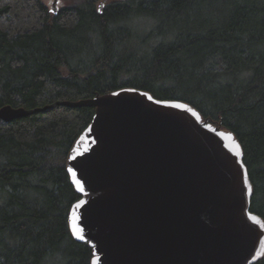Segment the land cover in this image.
<instances>
[{
    "label": "trees",
    "instance_id": "1",
    "mask_svg": "<svg viewBox=\"0 0 264 264\" xmlns=\"http://www.w3.org/2000/svg\"><path fill=\"white\" fill-rule=\"evenodd\" d=\"M0 0V264H91L68 216L67 157L121 89L183 101L231 131L264 219V0ZM256 264H264V258Z\"/></svg>",
    "mask_w": 264,
    "mask_h": 264
},
{
    "label": "water",
    "instance_id": "2",
    "mask_svg": "<svg viewBox=\"0 0 264 264\" xmlns=\"http://www.w3.org/2000/svg\"><path fill=\"white\" fill-rule=\"evenodd\" d=\"M58 0L54 2L53 14ZM68 107L95 109L67 157L81 199L68 223L91 264H256L264 219L235 134L183 101L121 89ZM41 110L5 106V123Z\"/></svg>",
    "mask_w": 264,
    "mask_h": 264
},
{
    "label": "rangeland",
    "instance_id": "3",
    "mask_svg": "<svg viewBox=\"0 0 264 264\" xmlns=\"http://www.w3.org/2000/svg\"><path fill=\"white\" fill-rule=\"evenodd\" d=\"M43 2L49 7L50 10L54 9V2L55 0H43ZM67 2L64 0H58V3L55 6L56 10H60L61 8L65 7Z\"/></svg>",
    "mask_w": 264,
    "mask_h": 264
}]
</instances>
